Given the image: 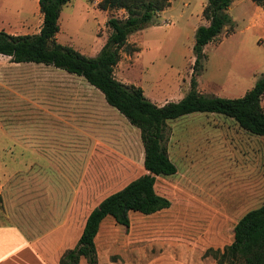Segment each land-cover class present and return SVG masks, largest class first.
<instances>
[{
  "label": "rangeland",
  "instance_id": "1",
  "mask_svg": "<svg viewBox=\"0 0 264 264\" xmlns=\"http://www.w3.org/2000/svg\"><path fill=\"white\" fill-rule=\"evenodd\" d=\"M100 1L69 0L59 16L56 43L96 57L111 34L107 21L126 18L122 10H100ZM206 2L170 0L146 28L129 36L127 43L136 52L121 53L116 80L140 88L158 107L180 101L193 75L195 31L208 25L202 16ZM227 14L234 23L204 47L202 71L195 79L201 95L238 99L264 75V28L252 29L254 14L247 2L234 0ZM41 23L38 0H0V31L34 35ZM260 105L264 113V94ZM39 109L56 115L38 114L39 119L63 118L66 112L71 124L70 130L65 128V145L50 149L51 170L45 159L19 156V135L31 138L36 133L32 119L19 117V112ZM60 126L56 121L57 131ZM166 129V147L177 173L157 177L154 189L170 208L152 215L128 212V227L106 218L94 240L98 264H119L120 256L128 259L131 253L143 254L144 264H194L204 259L205 250L230 245L235 224L264 204V138L217 114L188 115L168 122ZM9 147L18 160L1 151ZM143 156L139 130L82 78L53 67L11 63L0 55V168L10 175L36 163L49 172L51 187L64 195L65 187L74 190L72 200L79 206H73L74 224L67 227L68 248H74L87 216L101 201L145 174ZM22 187L18 209L10 211L17 216L14 220L6 219L0 197V224L22 222L25 234L46 238L52 229L46 226V196L34 195L25 183ZM14 198L9 202L15 203ZM55 198L61 201L63 195Z\"/></svg>",
  "mask_w": 264,
  "mask_h": 264
},
{
  "label": "trees",
  "instance_id": "2",
  "mask_svg": "<svg viewBox=\"0 0 264 264\" xmlns=\"http://www.w3.org/2000/svg\"><path fill=\"white\" fill-rule=\"evenodd\" d=\"M202 16L208 22L194 34V62L188 93L178 102L156 106L140 88L126 86L114 77V68L122 52H136L127 41L131 34L146 28L157 15L170 6V0H101L102 11L122 10L126 18L107 21L111 34L100 53L86 57L71 47L57 44L59 16L69 0H38L42 15L40 30L34 35H11L0 31V55L11 63H34L50 66L82 78L100 92L106 104L122 115L140 132L145 174L101 201L87 216L81 235L73 249L65 251L58 264H97L94 245L100 224L111 218L116 225L129 226L128 212L152 215L170 208V202L156 194L157 177L169 178L177 173L166 147V126L192 114H217L233 120L246 133L264 138V75L242 98L225 99L201 95L195 77L202 71L203 49L213 42L224 27L232 26L227 11L234 0H206ZM264 11V0H250ZM233 240L223 250L207 249L203 258L216 264H264V204L247 212L233 227Z\"/></svg>",
  "mask_w": 264,
  "mask_h": 264
},
{
  "label": "crops",
  "instance_id": "3",
  "mask_svg": "<svg viewBox=\"0 0 264 264\" xmlns=\"http://www.w3.org/2000/svg\"><path fill=\"white\" fill-rule=\"evenodd\" d=\"M236 1L238 4L246 2L249 3L250 7H252V14H254V17L251 19L252 29H259V27H262L263 29V9L256 6L250 0ZM38 114H52L53 116H56L55 113H51L50 110L46 109L24 110L19 112V117L26 115L32 119L33 127L36 131V133H34L35 135L31 138L27 136L25 137V135L23 134L19 135L20 140L19 142H17L21 147L19 156L23 157L24 154L27 153L32 156L45 159L47 166L51 170L52 167L50 166V164L52 160L50 158V155H52V150L50 149L55 147H63L65 145V143L67 142L66 136L68 135L65 128L70 130V119L65 117L66 112L62 113L64 115L63 118L54 117L39 119L36 116ZM18 120L23 121L24 119L19 118ZM56 121H58L59 125H61L60 127L63 129L60 128V130L58 131L55 129ZM36 122L39 123L35 124ZM45 127L47 129L46 131L44 130ZM37 128L39 130H36ZM1 151L9 155L8 158H10L12 161V158H16V155L13 156V152L10 147L5 150L1 149ZM16 159L18 160V158ZM4 167H6V165ZM30 171H32L33 173L29 174ZM48 173V171H45V169L41 168V166L36 163H33L29 167H26V169L24 170H17L10 175L4 173V171L0 168V197L1 203L5 210L6 219L14 220L17 218L15 213H11L10 211H13L17 207V197L18 194L22 193V191L24 190L22 186L25 183L34 195L41 194L46 196L47 200L44 201L47 207L48 222L46 223V226L49 227V229L52 228L51 230H49V233H47L46 238H39L36 234H25L28 233V231L25 230L24 227H22V222L13 221L10 223L0 224V264H58L59 259L64 251L70 250V248H68V245L71 240L67 227L74 224V220L71 217V212L73 210V206L75 207L78 204H75L77 203L76 200H72V195L74 193L73 189L65 187L64 189L66 190V194L64 195L63 190L51 187ZM12 178H17V180L14 182V184H12V186H10ZM5 187H9L10 191L4 193ZM56 194H61V196L63 195V199H61L60 201V198H55ZM11 197H15L13 199L15 200V203H12L11 201L9 202V200H11ZM142 255L143 254L139 253L135 257L134 253H131L128 259L122 255L120 256L118 263L142 264L143 262L140 261L141 259H144L142 258ZM82 260L80 261V263H82ZM148 264H152V262ZM194 264H216V262L212 259L209 260L207 258H204L202 260H198Z\"/></svg>",
  "mask_w": 264,
  "mask_h": 264
}]
</instances>
